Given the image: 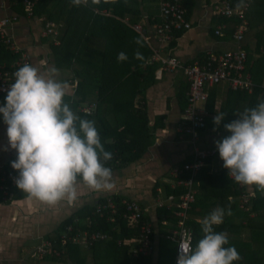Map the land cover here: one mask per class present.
Masks as SVG:
<instances>
[{
	"label": "crops",
	"instance_id": "obj_1",
	"mask_svg": "<svg viewBox=\"0 0 264 264\" xmlns=\"http://www.w3.org/2000/svg\"><path fill=\"white\" fill-rule=\"evenodd\" d=\"M160 1L146 0L142 2L139 6L141 16L136 22V25L143 28L152 52H157L163 58L176 56L183 64H188L203 61L210 54L218 55L237 47L238 43L233 40L231 30L238 20L236 18H223L215 12L214 5L219 0H186L185 6L192 28L176 34L171 43L159 42L155 36L154 27L160 22ZM229 1L233 3L235 0ZM49 9L52 10L53 7L51 6ZM3 16L14 18L5 28V33L27 56L31 65L39 68L42 73H46L50 67L59 70L57 79L67 85L64 101L69 104L71 109L79 115L84 109L95 105L91 113L94 114L97 105L96 97L93 94L87 95L84 102L77 106V109L73 108L79 101L78 96H76L78 82L72 70L59 67L57 64L54 50L60 44L58 38L60 34L58 37L42 34V18H47L48 13L27 16L21 4H17L14 0H0V17ZM247 21L248 30L241 46L247 53L250 65H264V62L260 61L264 57V0H251ZM223 24L227 27L225 34L223 36L216 35L214 30ZM149 64L153 65L154 68L153 79L146 84L144 98L152 141L146 151L130 163L111 168V182L113 184L111 189L96 191L78 178L76 185L78 199L76 201H69L65 198L55 204H48L30 198L17 185L7 194L0 190V264H93L95 261L100 264H115L119 259H123V254L118 248H109L106 245L111 239L108 232L106 233L109 234V238L105 241L88 245L82 241L73 243L78 246L79 251L72 260L65 257L67 248L60 257L52 254L39 257L35 253V247L42 240H53L59 237L62 232L60 226L68 218L74 216L76 217L74 222H79L81 219L77 217V214L83 211L85 219H82L81 222L89 223L88 209H94L97 203L110 196L117 199L136 200L146 209L144 218L151 223L154 230L152 236L154 251L150 263L157 264L161 239L168 240V229L173 227L177 217L171 211L157 208L155 201L160 199L164 202L165 198L172 195L165 192L167 188L176 189L172 188L174 182L170 174L172 168L192 159V147L189 136L183 135L179 131V127L184 121L183 112L187 103L189 83L186 76L182 69L169 72L161 69L158 63L149 61ZM252 68L251 71L250 66L247 71L255 85L258 86V75L262 74L263 67L258 70L255 66ZM260 83L263 86L264 77ZM229 89L226 83H218L208 88V98L210 95L213 96L212 111H208L206 107L207 100L199 104L200 107L206 109V127L197 140L198 144L203 147H216L215 140L230 135L223 127L227 123L226 115L218 127L210 125L211 123L214 124L213 117L215 115L225 112ZM100 114L102 116L104 114L108 121L113 118L108 111L100 112ZM214 128H216L215 131ZM128 130L138 133L140 129L128 125ZM106 142L109 143L110 140L108 139ZM7 144V125L3 122L2 114H0V180L5 173L15 171L11 167V161L16 159L17 154L11 148L5 151L4 148ZM209 165L213 172L219 171L220 167L223 166L219 152L211 158ZM226 172L228 175L227 169ZM229 178L231 179L230 176ZM245 190L247 191L245 194H248L249 197L254 195L253 185H245ZM162 210L165 213H162ZM164 217L170 220V225L165 226L159 223ZM250 218L253 219L255 216L250 215ZM192 219L202 222V219L191 217ZM227 236L231 242L225 247L235 246L241 256V259L233 261V264H251L250 260L255 246L264 251V242L260 244L252 242L251 235L246 229L236 236L230 234ZM117 240L116 244L121 245L117 243ZM124 243L131 247L130 241H124ZM173 243L176 254V243Z\"/></svg>",
	"mask_w": 264,
	"mask_h": 264
},
{
	"label": "trees",
	"instance_id": "obj_2",
	"mask_svg": "<svg viewBox=\"0 0 264 264\" xmlns=\"http://www.w3.org/2000/svg\"><path fill=\"white\" fill-rule=\"evenodd\" d=\"M14 1L21 4V0ZM144 1L146 0H86V3L74 5L72 0H39L33 11L34 15L48 13V19L63 23L58 37L60 44L54 50L57 64L72 70L77 79L76 96L79 101L73 108L77 109L87 95H95L96 112L91 115L81 112L79 116L95 121L105 150L112 153V158L105 162V166L110 169L138 159L152 141L144 98L146 84L153 79L154 68L149 64L152 48L133 29L141 16L139 6ZM239 1L235 0L232 4H238ZM51 6L52 10L49 9ZM121 52L126 54L127 59L118 62L117 56ZM16 58L17 55L0 40V64L11 63ZM260 61L264 62V57ZM246 65L247 70L251 66V71L254 66L257 70L263 67L262 74L258 75V86L250 93L229 89L224 112L227 123L235 117L237 119L235 113H242L244 109L253 108L264 100L260 87L264 65H250L248 58ZM212 106L213 96L210 95L206 104L208 111H212ZM106 111L113 116L112 120L108 121L104 114H100ZM128 125L138 127L139 132H131ZM210 125L215 126L213 123ZM108 139L109 143L106 142ZM210 160L211 158L206 160L195 177L197 194L190 211L191 217L203 220L217 206H230L232 214L226 215L222 224L214 225V230L236 236L246 229L252 242H264V191L253 185L254 195L249 197L247 211H244L240 208V199L247 193L245 187L240 188L231 180L223 166L219 171L213 172ZM183 191L182 187L165 189L167 194L172 195H179ZM93 211L94 209H88L89 223L81 222L85 219L84 212L81 211L77 214L81 221L74 222L76 217L72 216L61 224L60 231L72 225L74 231L87 229L108 232L111 239L106 245L118 248L123 254V259L115 264H129L132 261L130 254L128 257L130 247L124 242L117 245L116 240L128 241L136 235V228L127 226L120 217L110 222L106 217L93 214ZM162 213L165 211L162 210ZM250 215L255 218H250ZM188 224L193 229V243L196 246L204 235L202 223L192 219ZM66 248L65 257L72 260L79 251L78 246L69 242ZM151 256L152 254L142 257L138 261L151 264ZM174 257V243L161 239L157 264H174ZM250 262L264 264V251L260 247H254ZM93 264L100 263L95 261Z\"/></svg>",
	"mask_w": 264,
	"mask_h": 264
},
{
	"label": "clouds",
	"instance_id": "obj_3",
	"mask_svg": "<svg viewBox=\"0 0 264 264\" xmlns=\"http://www.w3.org/2000/svg\"><path fill=\"white\" fill-rule=\"evenodd\" d=\"M72 3L80 5L86 0ZM126 59L123 52L117 56L118 62ZM58 74L55 67L42 73L25 63L13 73L6 103L0 105L7 125L4 150L11 148L17 154L11 161L19 173L15 183L30 198L48 204L65 198L76 201L78 178L96 191L113 187L112 171L105 166L112 153L105 150L95 121L81 118L64 101L67 85L57 79ZM235 114L237 119L223 125L230 135L215 140V146L235 182L264 191V100ZM225 115H215L214 125L218 127ZM231 214L230 206L213 209L201 222L203 238L194 249L180 246L177 264H233L240 260L235 246L225 247L227 234L213 227Z\"/></svg>",
	"mask_w": 264,
	"mask_h": 264
},
{
	"label": "built area",
	"instance_id": "obj_4",
	"mask_svg": "<svg viewBox=\"0 0 264 264\" xmlns=\"http://www.w3.org/2000/svg\"><path fill=\"white\" fill-rule=\"evenodd\" d=\"M39 0H21L24 12L27 16H33L36 3ZM186 0H161L159 3L160 22L154 27V33L157 40L161 43H171L178 33L185 32L192 28V23L188 18V10L185 6ZM251 6V0H240L238 4H232L229 0H219L214 5L215 12L223 18H236L238 21L231 30V36L238 43L234 50H227L221 54H210L203 61H195L183 64L176 56L167 58L161 57L157 52H152L149 61L158 63L160 68L173 72L182 69L186 76L189 86L187 92V103L184 108V121L179 127L183 135H188L192 147V159L181 165L174 166L171 176L174 179L172 188L182 187L183 192L179 195H170L164 199H156L155 206L160 209L171 211L177 217L172 228L168 229L167 239L176 243V254L174 264H177L180 246L188 245L194 249V233L188 224L191 220L190 211L196 202L195 177L200 169L206 164L208 158L217 155L216 147H203L198 144L197 140L200 133L205 129L206 109L200 107V103L208 99V88L218 84L226 83L232 90H242L251 92L256 87L250 74L247 71V53L241 46V42L248 30L247 13ZM11 16L0 17V40L8 46L9 50L17 55V58L11 63L0 64V105L6 103L5 97L11 83L14 82L13 73L25 63H29L27 56L20 51L15 42L6 35L5 28L13 21ZM42 34L45 36L58 37L63 23L42 18ZM226 25H220L214 33L218 36L225 34ZM133 29L145 37V32L140 25H134ZM264 94V85L260 86ZM95 105L83 110L87 115H91ZM228 171V170H227ZM18 170L9 171L1 177L0 190L7 194L9 190L16 186L15 179L18 177ZM231 177V176H230ZM232 180H234L231 177ZM235 181V180H234ZM237 183V182H235ZM240 188L245 185L237 183ZM249 196L243 194L240 208L247 210ZM145 208L139 202L133 199L106 197L103 201L97 203L94 208V214L99 217H106L113 222L117 217L125 221L129 227L136 228V235L129 239V254L132 261L129 264H145L138 260L153 254V229L151 223L144 218ZM162 225H170V220L162 218L159 221ZM109 234L100 230H73L72 225H68L61 232L57 239H45L35 247V253L39 257L52 254L60 257L69 242L78 243L82 241L86 245L98 241H105ZM124 241L118 239L117 243L122 244Z\"/></svg>",
	"mask_w": 264,
	"mask_h": 264
}]
</instances>
